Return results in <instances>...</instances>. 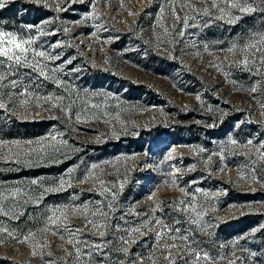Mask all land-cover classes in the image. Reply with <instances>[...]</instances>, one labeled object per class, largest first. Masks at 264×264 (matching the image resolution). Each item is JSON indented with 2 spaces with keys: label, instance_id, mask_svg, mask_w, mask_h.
Returning <instances> with one entry per match:
<instances>
[{
  "label": "rangeland",
  "instance_id": "374dc122",
  "mask_svg": "<svg viewBox=\"0 0 264 264\" xmlns=\"http://www.w3.org/2000/svg\"><path fill=\"white\" fill-rule=\"evenodd\" d=\"M213 2H37L46 15L29 35L15 34L46 57L30 52L27 65L0 66L7 76L0 82L7 85L0 88V160L49 167L0 180V227L14 234L0 232V264H193L196 253L199 264H209L204 253L214 264H264V52L249 49L244 65L239 51L264 33V2L248 0L258 10L241 13L215 0L239 16L232 23ZM233 44L237 50L227 51ZM25 88L32 95L21 106ZM10 115L52 121L33 136H7L1 121ZM52 135L67 143L42 157L22 154L38 145L11 143L46 136L53 143ZM61 179L70 186L44 192ZM65 205L68 226L81 231H37L51 209ZM29 230L28 241L14 238ZM172 243L179 247L165 251Z\"/></svg>",
  "mask_w": 264,
  "mask_h": 264
},
{
  "label": "snow or ice",
  "instance_id": "6c2138e0",
  "mask_svg": "<svg viewBox=\"0 0 264 264\" xmlns=\"http://www.w3.org/2000/svg\"><path fill=\"white\" fill-rule=\"evenodd\" d=\"M36 2H39V0H36ZM69 3L72 2V0H68ZM262 2H264V0H262ZM227 4L229 8H238L239 11L241 13H250L253 11H257L258 9L254 8L251 4L248 3V0H243V2H241V0H227ZM6 6V0H0V8H3ZM213 8L218 9L220 12L224 13L225 16H228V22L232 23L235 20L239 19V16H231L230 11H227L225 8L223 7H219V5H217L215 3V0L213 2ZM205 14L209 13V9L205 8L204 10ZM161 12H163V9H161ZM130 15H132L133 13H129ZM173 16L176 19H179L180 17L175 16V12L173 10ZM221 19H223L224 17H220ZM186 17H185V21H186ZM157 23L159 24L160 21L157 20ZM39 30V29H38ZM65 31H67V29H65ZM165 31H167V29L165 28ZM31 43L32 40L31 39H19L17 37V35L15 33L12 32H5L3 30H0V66H7L9 69L12 67L13 64L15 65H20V64H25L27 65L28 63V57H29V53L32 52L33 56H38V57H46V53L44 51H36L34 49L31 48ZM237 45L233 44L230 48L227 49V51L229 52H235L237 50ZM249 49H255L257 52H264V33H260V34H253L248 40L247 42L241 46L239 48V51L241 53H244V59L242 61H240L241 64L247 65L249 63V59H248V53H249ZM254 54V53H253ZM47 59H55L54 57H47ZM33 67H36L35 65H32ZM39 75L44 76L45 73L43 71V69H40ZM7 79V76L4 74H0V82H3L4 80ZM13 87L17 86V81L13 80L9 82ZM7 85H4L3 83H0V88L2 87H6ZM255 88H252L251 91H255ZM19 95L21 97H24L23 99L19 100V103L21 106H24L28 103V99L27 97L32 95V93L28 92L27 88H25L21 93H19ZM44 99L46 100H50L51 97H45ZM58 99H62V97L58 98ZM37 107H39V105H37ZM52 107H57L56 104H53ZM63 110V106H60ZM0 108H6V104L3 101V99H0ZM37 115L39 113H36ZM77 119L79 120V117H77ZM49 137H43L40 139H36V140H27V141H18V140H14L11 141L12 144L14 145H21L23 144H27V145H38L39 147H29L28 149L23 151V155L24 156H28L30 154H36L38 157H42L45 155H49V154H54L56 152H59L61 149L60 147H57L58 144L60 145H64L67 142L63 141V140H57L56 135H52L51 136V141L53 143H47L45 144L44 141L48 140ZM7 143V142H5ZM229 143L235 145L237 142L235 140H230ZM252 141L249 140L248 144H251ZM17 156H20L21 153H16ZM171 155V153H169V156ZM93 168L98 167V165H93ZM91 176V172H89L87 175H85L84 177H82L79 181H77L78 183H83L86 182L87 179ZM243 178V177H242ZM253 180L256 179L255 176L252 177ZM33 183L35 184L36 181H33ZM68 184L70 186L71 181L68 180H64L61 179L58 183V186L56 187H48L44 189V192H54V191H58L64 188L65 184ZM102 183V182H101ZM172 184L175 185V181H172ZM123 185H121L122 187ZM114 187V185H113ZM21 190L20 189H15L11 191V195L15 196L17 193H19ZM181 191H183V189H181ZM196 191H200L199 189H196ZM43 195V193L41 194ZM150 194V198H151ZM195 198L193 197V200ZM183 203V202H181ZM68 207L67 205L65 206H61V207H57V208H53L51 209V215H49L44 223V226L41 228H38L37 231H41V232H49L52 231L53 234H56V232L59 231L60 228H64L65 231H68L70 233L71 236H75V234L79 231H81L80 229H75V231L72 230L71 227L68 226L67 221L69 220V216L67 215L68 212ZM109 207H111V205H109ZM192 210L195 212L196 208L195 205H191ZM87 209V205L84 206V210ZM73 211H76V209H74ZM100 211V210H97ZM5 215L7 213H4ZM102 215H106V213L101 212ZM93 215H95V213H93ZM200 215H202V213H197V217H199ZM161 221L158 219L156 221V224H159ZM178 222V221H177ZM194 223H198V219L197 220H193ZM88 223L93 224L94 227L99 228L100 225H98L96 222L89 220ZM167 228V226H165ZM55 229V231H53ZM132 232H136L138 231V229L133 228L131 229ZM177 232H179V229L176 230ZM0 232H7V234L9 236H14L13 232L9 231L6 228H2L0 227ZM164 231L158 232L157 233V239L160 238V236L164 235ZM35 235V232H33L32 230H29L27 233L23 234L22 237H14L17 238L19 240V242L24 243L26 241H28L31 237H33ZM101 235H103V233L101 232ZM177 238L182 239L187 241L188 237L187 236H169L170 240L175 241ZM2 242V241H0ZM69 244H74V240L69 239L67 241ZM125 243H127V241H125ZM32 247H36V245H31ZM97 248L101 247L100 245H96ZM179 247L178 245H176L175 243L172 244H165L164 245V250L165 251H169L170 253V249L171 248H176ZM123 251H127V249H123ZM49 255H51V253H49ZM69 255H72L71 253H69ZM76 256L77 258H79L80 256V250L77 249L76 252ZM151 259V257H149ZM165 259H169L170 258V254L169 256H165ZM201 259L200 253H196L194 260H193V264H199V261ZM203 260L206 262H209V264H214V262L211 261V258L208 256L207 253L203 254ZM229 264H235V261H229Z\"/></svg>",
  "mask_w": 264,
  "mask_h": 264
},
{
  "label": "trees",
  "instance_id": "16d2710c",
  "mask_svg": "<svg viewBox=\"0 0 264 264\" xmlns=\"http://www.w3.org/2000/svg\"><path fill=\"white\" fill-rule=\"evenodd\" d=\"M43 5L33 0H6V6L0 8V30L13 32L18 35H29L34 31L36 23L46 15ZM128 86L146 89L143 83L133 84L127 80ZM52 119H18L10 115L8 120L1 121L6 126L7 136H33L45 131ZM172 137V136H170ZM146 139V138H145ZM149 142L153 139L147 136ZM135 143V142H134ZM116 145V142H112ZM135 145L138 144L135 143ZM49 166L24 167L17 162L0 160V180L12 179L19 176L36 174ZM246 193H244L245 195Z\"/></svg>",
  "mask_w": 264,
  "mask_h": 264
}]
</instances>
